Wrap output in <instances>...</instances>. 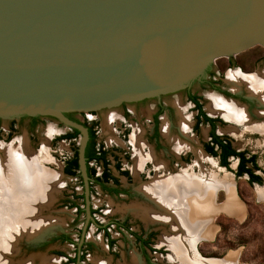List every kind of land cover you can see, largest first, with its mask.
<instances>
[{
	"label": "water",
	"instance_id": "1",
	"mask_svg": "<svg viewBox=\"0 0 264 264\" xmlns=\"http://www.w3.org/2000/svg\"><path fill=\"white\" fill-rule=\"evenodd\" d=\"M254 46L264 0H0V118L48 116L79 133L84 233L89 136L65 114L174 92Z\"/></svg>",
	"mask_w": 264,
	"mask_h": 264
},
{
	"label": "flooded vegetation",
	"instance_id": "2",
	"mask_svg": "<svg viewBox=\"0 0 264 264\" xmlns=\"http://www.w3.org/2000/svg\"><path fill=\"white\" fill-rule=\"evenodd\" d=\"M235 57L233 56L234 59ZM260 61L264 65V54L251 60V64L247 70L244 65L238 64L236 59L233 60L230 58H227L226 65L218 69V71H214L212 68L207 69L205 77L202 76L193 81L192 85L187 86L183 91L185 104L188 106L184 108L179 105L181 111L178 109L177 104L171 105L163 102V96L153 98L152 100L156 101L155 110L151 113L150 119L147 121V126L142 130L138 129L141 145L137 147L136 145L133 147L131 144L130 129H127L125 125H123V139L126 143L125 148H107L97 142V124L95 122L89 123L88 120L79 121L74 116L82 125L83 123L86 124L85 127L88 131L90 129L93 132L95 136L93 149L96 151V155L101 156V158L91 159L86 163V172L89 178L90 220L85 227L84 233L86 214L84 210L82 179L78 169L73 175L64 173L66 161L73 157L74 152L77 153V149L74 150L73 155L69 159L63 162L61 173L68 177L76 178L80 183L81 193L77 194L73 192V200L69 202V205L74 209L77 219L83 216V222L77 230L76 240L72 239L67 233H60L49 238L48 241L50 242H60L72 246L73 256L58 253L62 258L61 261H64L66 264H83L86 259V254L91 252L94 246L93 242H91L92 240L87 238V234L92 227L93 231L91 234L97 235V239L100 241L99 245L110 256L108 261H98V264H121L122 261L131 262V264H158L157 255H164L165 251H167L166 249L169 252L171 250L165 243L160 242L161 246H158L159 244L157 245V234L163 228L170 230V225L158 220H150L133 211L136 207L156 206L154 202L141 192V187L150 183L153 179L176 176L185 171L197 175L195 174V169L201 173L205 169V164H207L213 168L231 171L235 179L244 177L250 186L262 184H250L247 174H243L240 177L236 176V171L242 163V159L233 154L241 153L243 154L242 158L245 160L243 162L244 166L246 168H252V164H254L259 170H254L253 174L258 176L262 181V177L258 174L261 168L257 162L256 154L247 148H237V145L234 144L235 136L232 135V132L235 135H242V137L246 136L247 133L252 137L264 134V103L259 99V96L254 95L248 90L242 81V76L245 75L257 76V78L264 81V69L262 72H258L255 69L256 63ZM235 63L239 65L238 71L235 73L237 75L236 85L234 86V90H228L226 83H224L221 77H224L225 71L234 67ZM206 89L218 95L221 101L241 108L246 117L245 121L243 123H235L225 119L218 112L211 113L204 107V97L199 93ZM149 100H142L133 103V105L138 106ZM129 104L131 103H123L120 105L123 114V123L128 120L130 115L128 109ZM188 113L193 115L184 117ZM25 119H27L29 127L33 129L43 117L22 116L18 119V123L21 124ZM181 121L185 122L184 129L180 128ZM15 124L14 121L10 123L6 138L14 131ZM227 126L233 129L223 132V128ZM202 131L204 132L203 135L201 134ZM190 134H194L196 138H199L197 137L199 135L201 136L199 139L200 149L198 151L203 155V160H193L195 158V151L192 145L188 143L189 141L192 142L189 137ZM56 141H58L57 138ZM135 148L137 149L135 150ZM140 154L141 156H145L146 159L137 168L135 165V156ZM253 157L254 159L251 161ZM232 164L234 165V170H231ZM182 168L183 170L180 172L179 170ZM134 180L138 183V186L132 192L131 188H128L127 185ZM97 192L107 196L113 208L115 207V201L127 202L133 196H136L138 201L129 209L125 207L122 209L118 208V210L116 209L114 212H109L108 215H105L102 206L94 207L91 201V196L97 194ZM77 201H80V204ZM102 216H104V219H101ZM136 227L138 230H136ZM127 240L133 244L137 256L135 253H129L125 256L117 251L120 249L119 247L123 248V245L125 247V243L123 244L122 242ZM46 241L41 242L44 243L42 246L46 245Z\"/></svg>",
	"mask_w": 264,
	"mask_h": 264
},
{
	"label": "rangeland",
	"instance_id": "3",
	"mask_svg": "<svg viewBox=\"0 0 264 264\" xmlns=\"http://www.w3.org/2000/svg\"><path fill=\"white\" fill-rule=\"evenodd\" d=\"M262 54H264V47L254 46L232 56L217 58L210 63L208 69L212 68L214 71H218V69L226 65L227 58H230L233 60L236 59L238 64L244 65L247 70L249 68L248 66L251 64L250 61L258 58ZM233 56H236L235 59ZM238 64L235 63V66L225 71L224 77H221L224 83H226L228 90H234L235 88L234 86L237 80V75H235V73L238 71ZM256 64V71L262 72L264 69L263 62L260 61ZM205 76L206 73H204L203 77ZM247 77V75H245V77L242 76L243 79ZM250 77H252V75L248 78ZM189 85H192V83L174 92L160 95L163 96V102L171 105L177 104L179 110L181 109L179 105L186 108L188 105L185 104L183 91ZM195 87H197V85H195ZM199 93L204 97L203 103L206 108L213 101H221L219 96L209 89L200 91ZM153 98L155 97L147 98L150 100L138 106L135 104L133 105V103L142 100L132 102V105L129 104L128 109L130 115L128 120L124 121V123L122 122L123 114L120 106L98 112L83 113V115L82 113L75 112V118L79 121L88 120L89 123L95 122L97 124V142L103 144L107 148H125L126 143L123 139V125H125L127 129H130V141L134 147L132 137L137 136V139L140 140L138 132L147 126V121L150 119L151 113L155 110L156 101L152 100ZM191 115L193 114L188 113L184 117H190ZM20 117L22 116L0 118V146L10 149L16 154L25 152L36 162L40 169L56 176V180L53 181L54 190L51 195V202L46 207L42 205L40 208V217L48 220L50 219L53 225H50L51 227L47 226V230L45 228L40 229L39 231H45L41 232V235L38 237L37 233L35 234L36 237L33 233L29 234L33 235V239L27 238L26 235L23 234L20 238L17 237L16 240L13 241V244L10 245L9 242H12L10 240V232H12L13 229L15 231L18 230L16 229V223L19 219L17 220L16 217L14 222L11 221L4 229L2 228L3 232L0 231V264H40V258H46L48 260L53 259L54 261L49 264H66L64 261H61L62 258L58 253L73 256L72 246L60 242L53 243L48 240L52 236L60 233H67L72 239L76 240L78 234L77 230L83 222V216L77 219L74 209L69 205V202L73 200L72 193H81L80 183L76 178H71L61 173L63 162L69 159L73 155L74 150L77 149L78 139L56 141V138L68 133L69 129L65 128L51 117L41 116L43 119L33 129L29 127L27 119L21 124L18 123ZM12 121L16 123L15 129L10 133V136L6 138V133ZM229 126L224 127L223 132L233 129ZM184 127L185 122L181 121L180 128L184 129ZM203 133L202 131L201 134L203 135ZM232 135L235 136L234 144L237 145V148H247L249 151L256 154L257 162L261 168L258 174L262 177V184L250 186L244 177L235 179L231 171L213 168L207 164H205V169H203L205 172L201 171L200 173L199 170L195 169V174L197 175L200 173L203 177H213L215 179L227 180L232 183V193L240 209V213L237 216H231L223 211L215 212L210 217L209 224L211 226V233L208 238L197 239L195 243L190 241L187 237L184 238L192 248V255L196 257L198 261H201L202 264H216V262H223V264H264V199L259 197L258 193V191L264 188V134L252 137L247 133L246 136L242 137V135H235L232 132ZM189 137L192 142L189 141L188 143L192 145L195 151V158H193V160H203V155L198 151L200 149L199 139L201 136L199 135L197 136L199 138H196L194 134H190ZM138 142V144H141L140 141ZM109 159L112 160L111 157H109ZM233 167L234 165L232 164L231 170H234ZM182 170L183 168L179 171L181 172ZM188 175L191 177L194 176L192 173H188ZM137 186L138 183L135 180L127 185L128 188H131L132 192H134L133 189H137ZM136 198V196H133V198H130L127 202L115 201V207L113 208L110 205L109 198L97 192V194L91 196V201L94 207L102 206L103 213L108 215L109 212H114V210H118V208L122 209L125 207L129 209L137 203L138 200ZM214 200L216 205H222L225 202L224 190L219 189L215 194ZM77 203L80 204V201H77ZM134 212L137 213L136 211ZM101 219H104V216H102ZM136 230H138L137 227ZM92 231L93 228L91 227L87 234V238L92 240L91 242H93L94 246L92 251L86 254V259L83 264H98V261L106 262L110 259V256H108L99 245L100 241L97 239V235L91 234ZM6 232L9 235V239L8 236L6 237ZM172 235L173 233L169 229L163 228L160 233L157 234V245L159 244L158 246H161L160 242L167 244L165 239L169 236L172 237ZM180 235L181 234L177 233L174 239ZM40 236L41 238H39ZM42 241H46V245L42 246V244H44L41 243ZM127 241L122 242L123 244L125 243V247L120 243L123 245V248L119 247L120 249L117 251H119L121 255L126 256L129 253H135L137 256L133 244H131L129 240ZM168 248L172 253L166 249L167 251H165L164 255H157L158 264H183V261L181 262L170 245H168ZM54 257H58L59 259ZM121 264H131V262L122 261Z\"/></svg>",
	"mask_w": 264,
	"mask_h": 264
},
{
	"label": "bare ground",
	"instance_id": "4",
	"mask_svg": "<svg viewBox=\"0 0 264 264\" xmlns=\"http://www.w3.org/2000/svg\"><path fill=\"white\" fill-rule=\"evenodd\" d=\"M248 77L242 81L248 90L259 96V99L264 103V81L253 76ZM207 109L211 113L218 112L225 119L235 123H243L246 118L241 108L218 100L211 102ZM138 141L140 140L137 139V136L132 137V143L136 147L141 145L138 144ZM0 152V231L3 232L2 228L4 229L11 221L19 219L16 223L17 228L15 227L18 230L13 229L10 232L12 242L9 244L12 245L13 241L23 234L27 238L33 239V235L29 234L33 233L35 236L37 233L38 237L41 232L45 231H39L40 229L47 230V226L53 225L50 219L40 217V208L42 205L46 207L51 202L54 190L53 181L56 180V176L40 169L25 152L16 154L3 146H0ZM144 159L146 157L141 154L135 156L137 168ZM232 188V183L227 180L203 177L202 174L191 177L185 171L176 176L156 178L143 185L141 192L156 206H142L134 208L133 211L150 220L168 223L173 235L167 237L165 242L170 245L181 262L183 261V264H202L192 255V248L184 237L194 243L197 239L208 238L211 233L210 217L215 212L223 211L231 216H237L240 213L234 200ZM219 189L224 190L225 202L218 206L214 198ZM258 193L259 197L264 199V188ZM177 233L181 235L174 239ZM7 236L9 239L8 234ZM39 260L40 264H49L54 261L46 258ZM216 264H223V262H216Z\"/></svg>",
	"mask_w": 264,
	"mask_h": 264
},
{
	"label": "trees",
	"instance_id": "5",
	"mask_svg": "<svg viewBox=\"0 0 264 264\" xmlns=\"http://www.w3.org/2000/svg\"><path fill=\"white\" fill-rule=\"evenodd\" d=\"M76 113H68L65 114L69 119L78 122V120H76L74 118ZM84 126H86L85 123H83ZM89 134V141L87 143V148L85 150V159H86V163H88L91 159H100L101 156H97L96 155V151L93 149V145H95V136L93 134V132L89 129L88 131ZM79 137V133L74 130V129H69L68 133H66L65 135H62L60 137L57 138V140H77ZM92 146V148H91ZM235 156H239L242 159V163L240 164V166L238 167L237 171H236V176L240 177L243 174H247L249 176V183H257V184H261L262 181L258 176H255L253 174L254 170H259L254 164L252 168H246L243 164V162H245V160L242 158L243 154L239 153V154H233ZM254 157L252 158L251 161H253ZM78 169V165H77V153L74 152V155L72 158H70L69 160L66 161V166L64 169V173L67 175H73L75 173V171Z\"/></svg>",
	"mask_w": 264,
	"mask_h": 264
}]
</instances>
